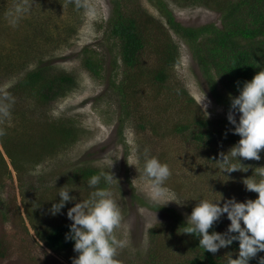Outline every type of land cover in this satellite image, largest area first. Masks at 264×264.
<instances>
[{
  "label": "rangeland",
  "instance_id": "374dc122",
  "mask_svg": "<svg viewBox=\"0 0 264 264\" xmlns=\"http://www.w3.org/2000/svg\"><path fill=\"white\" fill-rule=\"evenodd\" d=\"M50 1V4L47 1L37 4L20 0L21 8L18 6L17 12L13 10V14H7L0 20V49L3 51L6 45L17 42L19 35H16V32L21 31L28 15H31L30 11L34 8H42L33 15H47L43 20L47 21L51 34L43 44L40 40L42 45L40 47L44 53L37 54L36 58H44L43 60L50 65V73L63 71L75 77L74 87L61 98L53 100L45 109L34 105L35 98L26 95L25 92H19L17 95L20 97L15 96L14 101L18 115L13 114L9 109L8 117L0 116V126L6 127L9 133L18 132L19 137L31 132L21 121L22 115L27 120L31 118L39 121L44 117L63 118L71 121L79 129L73 143L45 157L39 164L30 166L26 161H22L26 170L24 172L26 194L30 198L29 202H35L36 217L43 219L40 220L41 223L38 222V226L45 224L44 219L48 218V215L52 221H56V218L68 219L67 210L73 207L75 202L83 200L85 193L82 186H65L63 188L71 190L69 195L76 197V201L66 202L64 208L56 215H52L49 211L53 204L51 199L62 190L59 184L65 181L72 169L91 166L106 172L109 170L110 160H114L110 171L118 184L115 182L111 185L107 184L106 188L112 191L123 216L121 226L116 231L119 238L127 241V246L118 253L117 258L121 264H147L151 259L150 251L157 264L159 246L156 238L158 236L161 241L164 235H168L165 252L170 257L173 255L175 260V258L191 256L192 251L186 246V235L182 231L174 230L172 236L168 233L151 236L150 229L159 223L170 221L164 210L166 207L177 210L186 220L193 207L202 199L214 201L222 196L221 206L224 199L233 197L237 202H244L245 197L242 196L241 189H237L234 185L239 181L240 176L245 175L240 171L223 173L220 169L216 162L219 159L218 154L220 152L226 154L228 149L215 151L212 147L196 144L189 139L188 129L178 133L175 128L192 120L199 111L206 116L199 107L203 92L211 102L206 109L209 114L206 117H226L229 110L223 104L213 101L206 79L191 58L190 51L178 36L172 34V39L179 48V59L170 69L161 89L155 85L151 75L150 69L155 65L156 58L148 44L146 45L148 50L140 56V64L143 68L139 73L136 72L138 78L135 81L133 76V80L126 78L128 82L139 83L136 97H130L133 107L128 105L126 116L120 95L113 86V82L118 83L122 78L117 45L112 44L113 39H108L106 35L108 19L112 11L111 0H90L94 14H89L84 8L77 9L74 0ZM125 1L138 4L157 21L164 23L163 16L150 0ZM164 1L183 25L198 26L205 23L220 25L221 13L217 10L200 4L179 5L173 0ZM52 3L56 5L53 6ZM70 32L72 34L66 38ZM84 48L91 50L93 56L100 60V76L96 78L82 66L80 53ZM36 64H30L28 69ZM24 73L22 71L19 74H11L0 71V93L13 86ZM181 89L195 100L198 109L194 104L187 105L185 97H178L182 94ZM155 96H157L156 100ZM161 103L168 105L169 108L166 111L160 108L157 112L154 106ZM149 117L152 120L157 119L159 123L155 132L147 123L143 128L138 126L141 122L145 123ZM236 118H239V113H236ZM145 149L150 156L157 157L161 163L169 166L171 175L165 181V187L172 202L164 205L163 200L158 202L152 200L142 173ZM137 156L141 161L139 165L135 164ZM237 159L242 165L249 166L251 171L252 167L259 166L257 162L253 164L254 160H245L246 164L242 163L244 162L242 158ZM8 169L9 173L0 172V208L2 201L6 203L15 197L23 214L19 182L10 165ZM256 171L257 169L253 173ZM12 208L13 206L10 205V210H13ZM3 211L6 214L5 208ZM223 216H225L223 219L225 227L230 221L226 214L221 217ZM28 228L30 237L21 231L20 222L13 214L8 213L3 219L0 211V244L6 253L5 258L0 259V264H42L39 257H43V251L47 249L36 241L35 232L30 226ZM162 246L161 242L160 247ZM47 253L52 258H46V263L43 264H72L63 257H57L49 251ZM173 257L170 259L173 260Z\"/></svg>",
  "mask_w": 264,
  "mask_h": 264
},
{
  "label": "trees",
  "instance_id": "16d2710c",
  "mask_svg": "<svg viewBox=\"0 0 264 264\" xmlns=\"http://www.w3.org/2000/svg\"><path fill=\"white\" fill-rule=\"evenodd\" d=\"M26 1L37 4H42V1L43 3L46 1L51 3L50 0ZM53 1L57 2V0ZM150 1L163 16L164 23L157 21L136 3L111 0L112 11L108 19L106 35L108 39H113L112 44L117 45L122 78L119 79L118 83L113 82V86L120 95L122 107H125L124 114L127 116L128 105L130 104L129 107L132 106L131 99L139 90V83L128 82L126 78L133 80L134 77V81L138 78L136 72L139 73L143 68L140 64V56L148 50L147 44L151 46V52L156 58L155 65L150 69L155 85L160 89L164 86L170 69L179 59V48L173 41L172 34L178 36L190 51L191 58L206 79L207 88L213 101L223 104L229 110V95L232 97L239 95V89L242 88L243 83L250 81L261 68H264V0H211L210 2L208 0H173L179 5L200 4L219 11L221 13L219 26L214 23L198 26L183 25L175 18L164 0ZM19 3L20 0H0V20L7 14H13V10L17 12ZM51 5L55 6L56 3ZM9 8L10 11H8ZM50 8L52 7L50 6ZM41 10L40 7L32 9L31 15H28L21 31L16 32V35H19L17 42L9 46L6 45L3 51L0 49V71L3 73L11 72V74L25 72L13 86L0 93V103L9 104V109L17 115L18 110L17 107L15 108L14 101L16 97H20L17 95L19 92H25L26 95L35 98L34 105L45 109L53 100L64 96L75 85L74 76L63 71L50 73V65L43 60L44 58H36L37 54L44 53L40 47L42 46L40 40L43 44L47 40V36L51 34L47 21L43 20L47 15H33V13H38ZM71 34L70 32L66 38ZM92 53L88 48H84L80 55L82 66L96 78L100 76L101 64L100 60L96 59ZM32 63L37 64L28 69ZM132 71L134 72L132 73ZM181 93L178 97H185L187 105L191 103L197 109L199 108L195 100L184 89H181ZM12 97L14 99H11ZM156 99L157 96H155ZM154 107L157 112L160 108L162 111L169 108L164 103ZM150 117L145 120V123L141 122L138 126L143 128L147 123L155 132L159 123L157 119L152 120ZM21 121L25 123V128L31 131L30 134L27 133L19 137L18 132L9 133L6 131V127L0 126L4 132V135L0 136V172L9 173L8 167L10 165L16 174L23 214L19 210L15 197H12L6 203L2 201V208H0L2 217L5 219L8 213L13 214L19 220L21 231L26 236L30 237L28 228L30 226L35 232L36 241L41 242L49 253L63 257L72 263V259L78 253L73 251L74 241L65 240V234L68 233L72 221L69 219L57 220V218L56 221H52L48 215V218L44 219L45 224L38 226V222L43 219L36 217L34 214L35 202H29L30 198L26 194L24 181L26 170L22 161H26L30 166L39 164L45 157L53 155L58 150L73 143L77 138L79 129L71 121L63 118L50 119L44 117L43 120L39 121L31 118L27 120L22 115ZM191 126L194 127L191 128ZM233 127L228 122L227 116L209 118L199 111L192 120L176 127L175 131L180 133L188 129L190 140L205 147H212L216 151L222 148L229 150L238 142L240 137L233 134ZM259 155L261 159L259 161L254 160L253 164L257 162L258 167H264V150ZM24 158L25 160H23ZM242 160L244 159L242 158ZM242 163H246L245 160ZM258 167L257 165L252 167V171L248 167V171L242 172L245 176H240L239 181L234 185L237 189H241L242 196L245 197L244 200L257 198V193L246 190L243 180L250 176L259 180L260 177L256 175L257 171L253 173ZM101 172L102 170L97 167H76L71 170V176L68 175L64 179L65 181L59 184V187L71 185L77 187L80 185L85 193L83 200L87 199L95 190L88 186V181L92 176L99 175ZM98 187H107L103 178ZM57 196L51 199V203L59 201L60 198ZM10 205L13 206V210H10ZM3 208H5L6 214ZM164 210H166L170 221L152 227L149 231L151 236L165 233L172 236L174 230L183 232L187 226V221L177 210L168 207ZM224 218L225 216L221 217L209 229L210 234L213 231L217 233L227 232L229 225L224 227ZM185 235L186 237H184L187 239L185 244L192 251L191 256L175 258V260L173 255L171 256L173 260H171V257L165 252L168 235H164L161 241L157 236L156 242L159 246L157 264H227L226 254L231 253L233 259L238 254V241H233L229 247L221 248L213 254L199 246L198 237L190 234ZM232 235L236 234L233 233ZM31 240L36 243L32 237ZM161 242L163 243L162 247H160ZM46 251H43V257H39L42 264L46 263V258H52ZM5 255V249L0 244V259H4ZM150 256L151 259L147 264H156L151 251ZM261 257H264V252H258L256 257L249 260L248 264H258Z\"/></svg>",
  "mask_w": 264,
  "mask_h": 264
},
{
  "label": "clouds",
  "instance_id": "9594fccd",
  "mask_svg": "<svg viewBox=\"0 0 264 264\" xmlns=\"http://www.w3.org/2000/svg\"><path fill=\"white\" fill-rule=\"evenodd\" d=\"M72 2V0H69ZM77 9L84 8L89 14H94L90 0H74ZM218 79V78H217ZM7 99V97H6ZM230 106L227 113L228 122L233 125V134L240 137L225 154L220 152L216 160L223 173L246 172L249 166L242 165L238 157L244 160L261 159L259 153L264 150V68H261L250 81H245L239 89V95H229ZM211 102L205 93L199 101V107L206 113ZM10 105L0 103V116L8 117ZM236 113H239L237 120ZM4 135L0 129V136ZM233 160L236 162L234 163ZM114 160H110L109 170L94 175L88 181V186L95 189L87 199L79 200L67 210V218L72 221L65 240L74 241L73 251L78 255L72 259V264H121L117 258L119 250L127 246V241L117 236L123 219L122 211L109 188L98 185L103 178L106 184H118L110 171ZM141 163L140 157H135V164ZM130 165V164H129ZM133 166V165H132ZM143 179L150 191L153 201H164V205L172 202L168 198L165 181L170 177L171 170L166 163H161L155 156H150L148 150L143 153ZM256 175L259 180L250 176L243 180L246 190L257 193V198L237 202L236 199H224L221 206L219 200H200L187 217L184 234L199 238V246L215 254L219 249L229 247L233 241H238L239 250L235 259L228 253L227 264H248L258 252H264V167H258ZM71 190L63 188L58 193L59 201L49 209L56 215L64 208L66 202L76 201L70 196ZM226 214L230 224L225 233L209 229ZM243 225V227H242ZM235 233L236 235H232ZM41 243V242H40ZM258 264H264L261 257Z\"/></svg>",
  "mask_w": 264,
  "mask_h": 264
}]
</instances>
